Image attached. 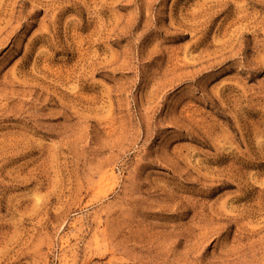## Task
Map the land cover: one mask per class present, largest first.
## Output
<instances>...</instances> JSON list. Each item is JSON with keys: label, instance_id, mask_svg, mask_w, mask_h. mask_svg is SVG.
Instances as JSON below:
<instances>
[{"label": "rangeland", "instance_id": "rangeland-1", "mask_svg": "<svg viewBox=\"0 0 264 264\" xmlns=\"http://www.w3.org/2000/svg\"><path fill=\"white\" fill-rule=\"evenodd\" d=\"M0 264H264V0H0Z\"/></svg>", "mask_w": 264, "mask_h": 264}]
</instances>
